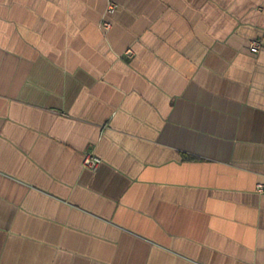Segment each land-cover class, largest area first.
<instances>
[{
  "label": "crops",
  "instance_id": "0c3cea01",
  "mask_svg": "<svg viewBox=\"0 0 264 264\" xmlns=\"http://www.w3.org/2000/svg\"><path fill=\"white\" fill-rule=\"evenodd\" d=\"M0 264H264V0H0Z\"/></svg>",
  "mask_w": 264,
  "mask_h": 264
},
{
  "label": "built area",
  "instance_id": "2783aa9c",
  "mask_svg": "<svg viewBox=\"0 0 264 264\" xmlns=\"http://www.w3.org/2000/svg\"><path fill=\"white\" fill-rule=\"evenodd\" d=\"M115 10V5L113 3H109L107 5V8L105 10L104 16L100 21V26L103 29H108L111 25L110 21L107 19V15L113 13V11ZM250 50L255 52L258 49V44L256 42H252L250 44ZM128 53H131L130 50H128ZM101 162V159L99 156H97L96 154L92 153V152H85L83 155V160H82V165L84 168L87 169H95ZM257 189L258 190H262V185L261 184H257Z\"/></svg>",
  "mask_w": 264,
  "mask_h": 264
}]
</instances>
